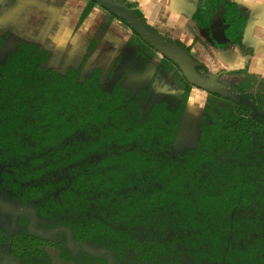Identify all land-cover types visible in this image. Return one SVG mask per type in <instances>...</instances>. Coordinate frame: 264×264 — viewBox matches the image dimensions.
<instances>
[{"label":"trees","instance_id":"1","mask_svg":"<svg viewBox=\"0 0 264 264\" xmlns=\"http://www.w3.org/2000/svg\"><path fill=\"white\" fill-rule=\"evenodd\" d=\"M233 4L196 0L195 24L188 29L209 32L211 13L228 7L230 49L238 46L245 17L235 16ZM50 56L21 42L0 64V200L32 210L34 228L44 234L66 227L73 245L109 251L112 264H264V242L255 249L245 245L264 240V229L253 230L254 220L243 221L242 213L264 208V111L253 116L248 83L240 82L237 91L246 92L234 106L221 107L220 95L211 93L215 99L204 107L195 147L176 152L188 83L170 84L148 107L163 78L131 95L121 85L124 74L104 88L100 70L80 82L79 69L61 74L47 67ZM124 56L125 73L141 74L152 55L128 45L117 65ZM168 64L162 62L153 78L166 75ZM238 199L239 217L232 214ZM203 209L220 212L204 216ZM30 219V213L13 215L0 205V264H10L9 258L19 264H109L106 253L72 251L65 232L49 239L32 234Z\"/></svg>","mask_w":264,"mask_h":264},{"label":"flooded vegetation","instance_id":"2","mask_svg":"<svg viewBox=\"0 0 264 264\" xmlns=\"http://www.w3.org/2000/svg\"><path fill=\"white\" fill-rule=\"evenodd\" d=\"M190 1H194V0H190ZM228 2H233V1L228 0ZM14 3H16V1H14ZM14 3L12 2V4H14ZM89 5H91V9L89 10V12L84 17L85 19L94 10V8H98L101 11H103L104 12V15L107 16V17L106 18L103 17L104 15L102 14L103 19L98 22V27L96 28V30L93 33H90L89 35H87V37H86V35L83 36V38H86L89 41H88V43H86V45H87L86 48L83 49V50H81L82 51V58L78 61V65H80V66L77 69L75 67H72L74 70H78V69L80 70L79 81L82 82L83 79H84L83 78L81 80L82 67L84 66L85 63H87V61L89 59H91V56L93 57L99 51V50L97 51V49L103 43H111V42L114 41V38L115 37L116 38L119 37V39H124V37H126V35L129 34V32H130V35L134 36L137 40H139L140 43L143 45V47H145L146 49H148L149 52L151 53L152 56L150 58L148 67H147V69L143 73H141V74H135V73H130V72H126L125 73V71H124V65H123V60H122V63L120 65H117L116 64V60L119 58L120 55H122V52H123L124 48L127 47L128 45L129 46L131 45V44H128L129 43V40L128 39L130 38V36H128L126 38V40H125L124 45L122 46L120 52L118 53V55H117V57L115 59L114 64H113L114 66L111 68L110 72H112L114 70V68H117L119 66L122 67L123 72L119 76V78L124 74V76H122L123 77V80H124L126 78V76L129 75V74L130 75H134V76L135 75H142V74L147 73L149 71V69H150V75H149L148 81L146 82V84H144L145 86L139 87V88L146 87L150 83V80H152V79H154V82L156 83L158 81V79H159L158 77L163 78L162 83H159L158 84V86H157V88H156V90H155V92H154V94H153V96H152V98H151V100H150V102L148 104V107H151V105L155 101H160L166 95V94H164L163 97H161V98H159L157 100H154L153 99L154 95L156 94V92L158 91V89L161 88V86H165L166 87V92H167V89H168V87H169L170 84H173L175 82H178L177 79L172 80V82H168L169 81V78H170V70H168V72L164 76H157V77H154L153 78L154 74L156 73V70L158 69V67L161 65L162 62L165 61V63H169L168 64L169 68H170V66H173L174 68H176L177 72H179V75L181 76L180 81L183 82V85L186 84V83H188L190 85V88H191L190 89L189 99H188L187 105L185 107L184 117H183L182 123L185 122V119H186V121L188 119V118H185V113L187 111V108H189L188 109V112L194 114L193 117L196 116V118L199 120L198 127H197V129L199 130L200 123H201V119H202L203 114H204V107H205L206 104H208V101H210L211 99H215L214 96L211 93H216V92L207 91V90H204V89H201V88H199L197 86L192 85L185 78L184 74L182 73V71H181V69H180V67L178 65H176L171 60H169L167 57H165L162 53L156 51L154 48H152L147 43H145L138 36V34L135 31H133L122 19H120L116 15L112 14L111 12L105 10L100 5H98L96 2L91 1V0H85V2H84V9H83L82 15L80 16L79 21L77 23H75V25L73 24V15H74V12H75V10H74L73 15L69 19V22H70V25L68 27L69 28V31L68 30L67 31H64V29H63L62 30V33L59 35V39H60V37L63 38V39H66V43L63 45V47L67 46L70 43V40L73 39L72 37L75 34V32L84 23L85 19L84 18L82 19V17H83V15L85 13V10L87 9V7ZM195 6H196V2H195ZM3 7H7L8 8L9 7V3H5L4 2L3 3ZM12 7H14V5L11 6L10 10H8V13L10 11H12L11 10ZM0 8H1V6H0ZM231 8H232V6H231ZM132 9L134 11L136 10L134 8H132ZM195 9H196V7H195ZM227 9H229V8L228 7H224V8L217 7L214 10V12L211 13L212 18L210 20V24H211V22L215 18H217L218 20H220L223 23V25H226L227 26V28L224 29V36L226 37L227 42L224 43V44H217L212 39L210 28H209V32L204 31V30H201V31L197 32L195 35H193L192 39L185 40V39H183V37H181V39H179V37L175 36L176 34L175 35L172 34V31L170 30L171 27L165 26V25H161L162 23H160V24H154V25L149 24L146 21V19L144 18V16L140 13V11H138V10H136V11L139 12L140 17L144 20V22H146L148 24V26L151 27L152 30H154L157 34L163 36L165 39H168V40L174 42L176 45H178L179 47H181L182 49H184L188 53L189 57L192 59V61L195 64V71L199 75H201V76H203V77H205V78H207L209 80L215 81L216 83H218V84L222 85L223 87L228 88V89H230L232 91V94H230V95L216 93V94H219L220 95L217 99H218L219 102H221V107L224 108L226 104H228L230 106L231 105L234 106V102L233 101L236 100V99H238V98H240L243 95L242 92H246V91H242V92L237 91V87L241 85L240 82L248 83L247 86H249L250 89H249V92H247L246 94L249 95L250 99H252V101L254 103V106L252 107L253 116H259L261 114V110L264 111V68L260 67V69H259L260 71L257 72V73H255L253 71L254 67H257L259 65H256L257 62H255V59H254V57H255V51L252 49V47L249 46L250 37H252V36H250L249 33H248V31H247V25H248L247 23L249 22V18H248V14H247L248 12H246V10H244L243 8H240V5L237 2L233 4V10H235V16L236 17H239V18L245 17V24L243 26V30H242V35H241L240 42L238 43L239 45L238 46H233V48L230 49V45H229L230 37L227 36V32H228L229 25H228V23L226 22V19H225V12L227 11ZM194 13H193V15H194ZM190 18H189V22H187V24H189V25L195 24L194 20L193 19L191 20ZM60 20L61 19H59V18L58 19H55V22L52 23V24H50L51 29H52L53 26H55L56 22L57 21H60ZM115 21L118 22L119 24L123 25L122 29L124 31V34H122V30L118 34L116 32H115V34H111L110 33L109 29H110L111 25L114 24ZM94 24H97V22L95 21ZM210 24H209V27H210ZM155 28H158L159 30H156ZM46 30L48 31V29H46ZM8 31L7 30L6 31H2V33L0 34V38L2 39L1 49H0V58H3V57H1V54H2L1 52H2L3 48H5L7 46L6 43L8 41V38L9 39L11 38L10 34H8ZM46 33H45V36H46ZM57 39L58 38H54L55 43L53 42V40L52 41L50 40V41L53 42L54 44H56L57 43ZM195 39H197L200 44L199 43L196 44ZM21 42H28V41H21ZM21 42H19V43H21ZM19 43H17L14 46V49H11V50L5 52L6 55L4 56L2 62L5 61L6 56L8 55V53L14 52L16 50L17 45ZM29 43H32V44H35V45H37L39 47L44 48V46H41L40 44H38L35 41H29ZM94 43H95V46H94ZM130 47L132 49H135V47H132V46H130ZM45 50H47V49H45ZM74 50H72V52H74ZM228 53H231L230 56H227ZM70 54L73 57H76L77 56L76 53L72 54L70 52ZM200 54H201V56L199 57ZM50 55L51 56L49 58V61H50V59L52 57V54L51 53H50ZM205 57H208V59L210 58L211 59V62H209V60H207L208 62H205V60H204ZM235 57L236 58L238 57V60H237L238 61V64H235V62H236ZM49 61H48V63H49ZM196 61H199L200 64H198ZM263 62L261 64H263V66H264V63ZM48 63H47V67L52 68V69H54V71L57 72L58 66H56V68L55 67H51V66H48ZM0 64H1V62H0ZM199 66H201V70L198 71L197 68ZM98 70L101 71V75H100V78H101V76L103 74V69L100 68V67L99 68L97 67V68H95L94 71H98ZM239 70H245L246 75L245 76H242L241 75V76L236 77V78H232V77H230L228 75V72H231V71H239ZM65 72H63V73L58 72V73L65 74ZM110 72H109V74H110ZM100 78H99V84L102 87L106 88L104 86V84L101 83ZM117 80H116V82H117ZM123 80H122L121 85L124 86V87L129 88L126 84L123 85ZM111 87H112V85L110 87H108V88H111ZM139 88H137L134 91L131 88H129L131 90V95L133 93H135ZM197 92L204 93V100H203V102H200L201 100H197L198 99V95H200ZM226 98H228V99H226ZM195 105H198V106L195 107ZM256 106H258L259 108L258 109L255 108ZM196 108L197 109H200V110L197 111ZM179 130H182V129L179 128ZM179 130H178V132H179ZM176 137H177V134H176ZM198 137H199V133H198ZM198 137H197V139H198ZM175 141H176V138H175ZM175 141H174L173 148L176 150V148H175ZM196 142H197V140H196ZM196 142H195V145H196ZM195 145H194V147H195ZM183 150H188V149L185 148ZM176 152H180V151H177L176 150ZM206 197H208V195L205 194L204 204L207 202V199H208ZM173 199L177 201L178 198L175 197ZM0 201H2V200H0ZM234 204H235L234 206H238V208L235 209V210H232V214L234 215V213H237L238 214V217H239L240 216V211H241V203H240V200L238 199L236 202H234ZM248 209H249V211H245V210L242 211V213L244 214L243 215V221H247V217L249 216L251 219L254 220L255 227L252 228L253 230L256 231L257 229H259V230H261L262 228L264 229V226H263V224H264V208L258 209V207L253 206L252 208H248ZM11 210H16V209H11ZM20 210H28V211L33 212L30 209H20ZM213 212H220V211L203 209L204 216L207 215V214L213 213ZM26 213H30V212H26ZM246 213H249V214L246 215ZM238 220L240 221L239 218H238ZM31 221H32V214H31V219H30L29 224H28L29 231L32 234H35V233H33L31 231L30 228H32L33 230L42 233L41 231H39V230H37V229L34 228V223L36 221V214H35V220L33 222H31ZM241 229H246L248 231L251 228H249V227L247 228L246 226H243V227L241 226ZM253 230H252V232L250 231V236L252 238L256 239L257 238V234H256V232H253ZM53 231H56V232L52 235V237L44 238V237H42L40 235L39 236L42 237V238H44V239H49V238H53L54 235L56 233H58V232H65V234H66V244H67V246L72 251H78L80 248H83V250H85L89 254H92L89 251L94 252V253L100 252V254H92V255H101V254L106 253L107 256H108V262H109V264H112V255H111V253L109 251H92L87 246V244L85 242H81V241L80 242H76L73 245L72 244V241H71V233H70V230L68 228H66V227H59V228H56V229L50 231L47 234H44V233H42V234L43 235H48V234H50ZM252 233H254L255 235L252 236L251 235ZM36 235H38V234H36ZM263 242H264V240H262L261 242H254V243L247 242L246 241L245 242V245L249 249L252 248V247H253V249H255V247L257 246V244H261ZM179 247L180 246L177 245V248H179ZM109 254L111 256V262H110V259H109ZM254 257H255V259H257L255 255H254ZM249 259H250V257L249 256H246V261L249 260ZM7 261L10 264H19V260L16 259V258H9V259H7Z\"/></svg>","mask_w":264,"mask_h":264},{"label":"rangeland","instance_id":"3","mask_svg":"<svg viewBox=\"0 0 264 264\" xmlns=\"http://www.w3.org/2000/svg\"><path fill=\"white\" fill-rule=\"evenodd\" d=\"M54 1L55 4L60 5L62 4V1L64 0H52ZM73 3H71V5H69L68 7L65 8V10H63V16L64 18H62V20L57 21L55 26L52 27L49 25L48 26V31L46 30V26L48 22L46 21H40V20H35V21H30L31 23H35L37 26H39V30L33 29L32 33H29L25 30H20V29H15L17 28L16 25L13 26V28H10L9 26H3L2 28H5L4 30H9L8 34H10L11 38H8V41L6 43V47L3 48L2 50V54L1 57L4 58V56L6 55L5 52L14 49V46L21 42V41H35L38 44H40L41 46H44L45 49H47L51 54L52 57L48 63V66L51 67H55L58 66L57 72H65L72 67H75L76 69L80 66L78 65V61L82 58V51L81 49L79 50H74L75 47V42L72 41V39L70 40V43L63 47V45L66 43V39H63L60 37L59 39V35L62 33V30L64 28H66V21L68 19H70V17L73 15V12L75 10V6L78 5V3H80V6H83V3L85 2V0H73ZM77 2V3H74ZM95 12V11H94ZM104 12L101 11L100 9H98V12L95 13H91L90 16H92L93 18L92 21H90L91 25L90 27L87 28L86 30V37L87 35H89L90 33H93L96 28L98 27V22L100 20L103 19V17H107V16H103ZM88 18V21L90 20ZM66 20V21H65ZM87 20V19H86ZM93 20H95L97 22V24H93ZM123 25L119 24L118 22H114L113 25H111L109 31L111 34H115V32L118 34L121 30H122V34H124V31L122 29ZM30 29V27H29ZM156 30H159L158 28H155ZM79 31V30H78ZM78 31L75 32V34L73 35L72 38L79 36ZM83 30H81L82 32ZM47 32V33H46ZM85 32V31H84ZM46 33V36H45ZM116 34V35H117ZM130 36L129 43L131 44L130 46L135 47V48H141L143 47V45L140 43L139 40H137L134 36L129 34L126 35V37H124V39H119L118 38H114V41L111 43H103L98 49H97V53L92 57L91 59H89L87 61V63L84 64V66L82 67V71H81V80L86 77L89 76L93 73V71L95 70V68H102L103 69V74L100 78L101 83L104 84V86L106 88L110 87L111 85H113L116 80L119 78V76L122 74L123 70L122 67H117L114 68V70L112 72H110L111 68L114 66V61L118 55V53L120 52L122 46L125 43L126 38ZM54 38H58L57 39V43H55ZM77 38V37H76ZM53 40V42L51 41ZM74 40V39H73ZM86 45L82 46V50L84 49ZM72 50H74V52H72ZM70 52L72 54L76 53L77 56L73 57L71 56ZM3 58H0V62L3 63ZM127 61V56L124 57L123 59V65L126 64ZM170 70V78L168 82H172V80L177 79L178 81H180L181 76L179 75V72H177L176 68H174L173 66H170L169 68ZM110 72V74H109ZM150 75V69L147 73L142 74V75H127L126 78L123 80V85L126 84L129 88H131L133 91L136 90L139 87H143L145 86L144 84H146V82L148 81ZM175 82V81H174ZM198 94V99L197 100H201L200 102H203L204 100V93L202 92H197ZM164 94H166V87L165 86H161V88L158 89V91L156 92V94L154 95L153 99L157 100L161 97L164 96ZM197 96V95H196ZM198 105H195V107ZM199 108V107H198ZM187 111L185 113V118H188L187 121L185 119V122H183L180 126V128L182 130H179V132L177 133V137H176V141H175V148L177 151H182L183 149L187 148L190 149L192 147H194L195 142L197 140L198 137V133L199 130L197 129L198 127V122L199 120L196 118V116L193 117L194 114L189 113ZM197 111H199L200 109H197ZM147 112V111H146ZM196 128H195V127ZM252 236L255 235L254 233L251 234Z\"/></svg>","mask_w":264,"mask_h":264},{"label":"crops","instance_id":"4","mask_svg":"<svg viewBox=\"0 0 264 264\" xmlns=\"http://www.w3.org/2000/svg\"><path fill=\"white\" fill-rule=\"evenodd\" d=\"M14 1H16V3H14ZM72 1L73 0H64L62 1V4L57 5L52 0H0V2L2 3H0V34L2 33V31H6L4 30L5 28L1 29L2 25L9 26L10 28H13V26L16 25V29H23L27 31L28 34L32 33L33 29L39 30V26H37L34 22H30L32 20H42L43 22H48V24L46 23V29H48V26L54 23L55 19L59 18L62 20V18H64L63 10L71 5V3H73ZM125 1L126 3L133 6L134 9L140 11V13L144 16L149 24L154 25L162 23L161 25L171 27L170 30L172 31V34H176L175 36L179 37V39H181V37H183V39L185 40L192 39L193 34L186 25L187 22H189V18L195 12V0ZM231 1H233L234 3L237 2L240 5V8H243L244 10H246V12H248L247 14L249 22L247 25V31L249 35L252 36L250 37L249 46L252 47V49L255 51L254 59L255 62H257L256 65L259 66L254 67L253 71L257 73L260 71V67L264 68L263 64H261L264 61V0ZM4 2L9 3L8 8L3 7ZM12 2L14 4H12ZM12 5H14V7H12V11L8 13V10H10ZM83 9L84 3L83 6H80V3L75 6V12L73 15L74 25L79 21ZM92 12L96 14L98 12V8H94ZM91 13L86 18L87 20L85 19L84 23L78 29L79 31L77 30L79 36L76 35L77 38L74 37V40L72 39V41L75 42V50H82V46L86 45V43H88L89 41L88 39L83 38V36L86 34L87 28L91 25L90 21H92V19L90 18H93L92 16H90ZM88 18L90 19L89 21ZM92 23L94 24L95 21L93 20ZM69 25L70 22L68 19L66 21V28H64V31H69ZM81 30L83 31L81 32ZM86 46L84 47V49L86 48ZM235 59V64H238V57H235Z\"/></svg>","mask_w":264,"mask_h":264},{"label":"water","instance_id":"5","mask_svg":"<svg viewBox=\"0 0 264 264\" xmlns=\"http://www.w3.org/2000/svg\"><path fill=\"white\" fill-rule=\"evenodd\" d=\"M96 2L105 10L116 15L122 19L133 31H135L138 36L149 46L154 48L156 51L162 53L165 57L171 60L173 63L178 65L184 74L185 78L194 86H197L201 89L221 93V94H232V91L228 88L223 87L222 85L216 83L215 81L209 80L195 71V64L192 59L189 57L188 53L176 45L174 42L165 39L163 36L157 34L150 26L132 9L129 8L124 0H91ZM248 24V23H247ZM210 31L212 39L217 44H224L227 42L226 37L224 36V29L227 28L226 25L215 18L210 24ZM0 205L5 208L11 214L17 215L20 213L30 212L32 214V221L35 220V214L28 210H11L4 202L0 201ZM31 231L35 234H38L44 238L52 237L56 232L53 231L48 235H43L42 233L33 230ZM92 254H100V252L94 253L89 251ZM109 259L111 262V256L109 254Z\"/></svg>","mask_w":264,"mask_h":264}]
</instances>
